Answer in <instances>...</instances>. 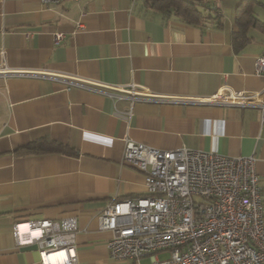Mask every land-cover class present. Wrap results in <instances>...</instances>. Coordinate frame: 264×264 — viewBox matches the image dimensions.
I'll return each mask as SVG.
<instances>
[{"label": "crops", "instance_id": "0c3cea01", "mask_svg": "<svg viewBox=\"0 0 264 264\" xmlns=\"http://www.w3.org/2000/svg\"><path fill=\"white\" fill-rule=\"evenodd\" d=\"M196 1L218 17L188 23L145 0H0V264H42L26 223L67 216L77 218V264H152L150 254L112 259L100 228L112 198L147 191L144 173L122 163L127 137L254 155L264 208V111L193 100L262 88L264 31L251 27L235 46L239 0ZM42 137L69 150L18 151Z\"/></svg>", "mask_w": 264, "mask_h": 264}, {"label": "built area", "instance_id": "2783aa9c", "mask_svg": "<svg viewBox=\"0 0 264 264\" xmlns=\"http://www.w3.org/2000/svg\"><path fill=\"white\" fill-rule=\"evenodd\" d=\"M45 4L62 0H40ZM62 34L57 33L56 39ZM264 72V52L255 59ZM126 92L125 90H120ZM132 98L139 95L131 90ZM198 102L252 106L264 111V86L256 91L228 86ZM122 163L144 173L146 193L112 198L99 214L110 232L109 254L115 261L150 254L152 264H264L263 192L256 157L182 146L163 149L127 137ZM15 223L13 233L18 244ZM27 241L36 243L42 264H77L75 216L27 222ZM169 256L158 258L157 253Z\"/></svg>", "mask_w": 264, "mask_h": 264}, {"label": "trees", "instance_id": "16d2710c", "mask_svg": "<svg viewBox=\"0 0 264 264\" xmlns=\"http://www.w3.org/2000/svg\"><path fill=\"white\" fill-rule=\"evenodd\" d=\"M152 7L162 11H173L180 19L188 23H201L210 19H216V14H206L204 10H201L197 6L196 0H145ZM258 0H239V4L236 9V23L239 30L233 34V42L235 46H242L246 41L250 39L247 31L251 27H256L264 31V22L254 14L253 6L258 3ZM262 3V2H261ZM264 4V3H263ZM215 16V17H213ZM66 151L69 147L57 142L49 137H42L34 140L18 149V151L27 152H48V151Z\"/></svg>", "mask_w": 264, "mask_h": 264}, {"label": "rangeland", "instance_id": "374dc122", "mask_svg": "<svg viewBox=\"0 0 264 264\" xmlns=\"http://www.w3.org/2000/svg\"><path fill=\"white\" fill-rule=\"evenodd\" d=\"M259 1L260 2L254 5V11L257 14V16L264 21V4H261L262 1L264 3V0H259Z\"/></svg>", "mask_w": 264, "mask_h": 264}]
</instances>
